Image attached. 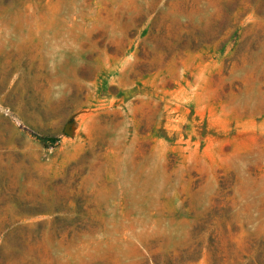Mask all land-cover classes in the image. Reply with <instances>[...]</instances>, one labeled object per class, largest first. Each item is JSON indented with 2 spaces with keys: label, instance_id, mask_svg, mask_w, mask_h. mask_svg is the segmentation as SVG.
I'll return each instance as SVG.
<instances>
[{
  "label": "rangeland",
  "instance_id": "374dc122",
  "mask_svg": "<svg viewBox=\"0 0 264 264\" xmlns=\"http://www.w3.org/2000/svg\"><path fill=\"white\" fill-rule=\"evenodd\" d=\"M0 264H264V0H0Z\"/></svg>",
  "mask_w": 264,
  "mask_h": 264
},
{
  "label": "trees",
  "instance_id": "16d2710c",
  "mask_svg": "<svg viewBox=\"0 0 264 264\" xmlns=\"http://www.w3.org/2000/svg\"><path fill=\"white\" fill-rule=\"evenodd\" d=\"M33 135L45 144H55L59 141V138L55 136H41L38 134H33Z\"/></svg>",
  "mask_w": 264,
  "mask_h": 264
}]
</instances>
